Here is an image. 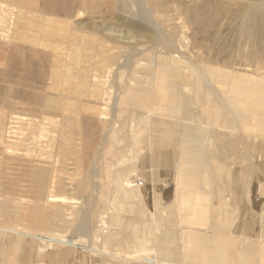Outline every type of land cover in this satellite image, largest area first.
<instances>
[{"label": "rangeland", "instance_id": "1", "mask_svg": "<svg viewBox=\"0 0 264 264\" xmlns=\"http://www.w3.org/2000/svg\"><path fill=\"white\" fill-rule=\"evenodd\" d=\"M172 227L167 264H264V0H0V243L166 264Z\"/></svg>", "mask_w": 264, "mask_h": 264}, {"label": "crops", "instance_id": "2", "mask_svg": "<svg viewBox=\"0 0 264 264\" xmlns=\"http://www.w3.org/2000/svg\"><path fill=\"white\" fill-rule=\"evenodd\" d=\"M158 174V173H156ZM162 175V174H161ZM157 178V175H156ZM166 181L162 182L163 177L159 176L156 184L154 185H146V188L144 189V193H146V197L149 196L150 193L157 192V201L156 203H153L152 205H159V206H170L174 205V202H170V195L171 191L177 190L175 188L174 179H171V177H168L166 174ZM156 200V199H155ZM158 202V203H157ZM173 217V216H172ZM168 222H178L176 218H169L167 219ZM210 229L212 227H209ZM216 231V228H214ZM184 234L182 230H178L176 227L168 228L166 232L162 233L158 236V243L156 247V259L161 261V263H179V261H182L181 252L184 253V244L181 242H178V238H183ZM173 238L175 239V242L173 241ZM19 251H21V254L24 256L21 259H19ZM30 249L29 248H23L19 249L18 252H15L14 247H9L8 243H0V264H28L29 256H30ZM182 253V255H183ZM180 259V260H179ZM105 260V259H104ZM94 264V263H93ZM104 264H112L110 261L105 260ZM136 264H142V263H136Z\"/></svg>", "mask_w": 264, "mask_h": 264}, {"label": "bare ground", "instance_id": "3", "mask_svg": "<svg viewBox=\"0 0 264 264\" xmlns=\"http://www.w3.org/2000/svg\"><path fill=\"white\" fill-rule=\"evenodd\" d=\"M32 24V23H31ZM9 169V168H8ZM8 174V173H7Z\"/></svg>", "mask_w": 264, "mask_h": 264}]
</instances>
